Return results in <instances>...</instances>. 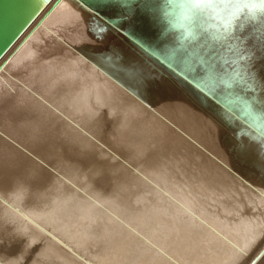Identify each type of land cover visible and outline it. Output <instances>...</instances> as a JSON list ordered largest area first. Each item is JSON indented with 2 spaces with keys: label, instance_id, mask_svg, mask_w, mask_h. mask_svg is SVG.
<instances>
[{
  "label": "bare ground",
  "instance_id": "obj_1",
  "mask_svg": "<svg viewBox=\"0 0 264 264\" xmlns=\"http://www.w3.org/2000/svg\"><path fill=\"white\" fill-rule=\"evenodd\" d=\"M55 2L0 60V264H248L239 248L264 232V9L227 33L205 14L189 37L188 0ZM198 66L215 103L183 82ZM237 69L247 83L221 89Z\"/></svg>",
  "mask_w": 264,
  "mask_h": 264
},
{
  "label": "snow or ice",
  "instance_id": "obj_2",
  "mask_svg": "<svg viewBox=\"0 0 264 264\" xmlns=\"http://www.w3.org/2000/svg\"><path fill=\"white\" fill-rule=\"evenodd\" d=\"M102 7V6H101ZM264 9V0H256V2H250V0H188L187 5L185 6L182 17L187 21L186 26V36L194 37L196 33L193 30V23L198 18L202 17L205 14L216 17L218 20H221L223 24V30L225 33L232 29L236 18L244 9ZM222 13L226 15L221 16ZM111 23V22H108ZM146 23L150 29L154 32V39H167L163 37L162 32L157 29L155 26L158 25V20H148ZM171 35V34H169ZM161 55L165 53L161 52ZM177 68H180V64H176ZM182 71L187 72V75L191 77L192 81H195V84H189L187 80L181 79L183 82L190 88L193 89L198 95L202 98V101L213 100V96H216L217 93L213 92L212 89H208L209 92H212V96L205 94L201 91V87L207 88V84L204 83V76L208 69H203L202 67H197L195 71L190 69H182ZM234 81L224 80L221 83V89L225 84H232L233 82L239 85H245L247 83V75L244 74L242 69H237L234 73ZM264 84V80L261 81ZM248 87H251L249 84ZM222 98V97H221ZM245 109L250 113L252 109V103L249 100H242ZM228 122L235 117L231 112L227 114ZM250 145L244 143L243 141H235L233 144V149L239 153H246L249 151ZM259 163L264 166V158L257 155ZM239 256L243 260H247L248 264H258V261L264 257V232L257 233L256 231H251L249 235L246 236L245 242L242 248H239Z\"/></svg>",
  "mask_w": 264,
  "mask_h": 264
},
{
  "label": "water",
  "instance_id": "obj_3",
  "mask_svg": "<svg viewBox=\"0 0 264 264\" xmlns=\"http://www.w3.org/2000/svg\"><path fill=\"white\" fill-rule=\"evenodd\" d=\"M50 1L0 0V60Z\"/></svg>",
  "mask_w": 264,
  "mask_h": 264
}]
</instances>
